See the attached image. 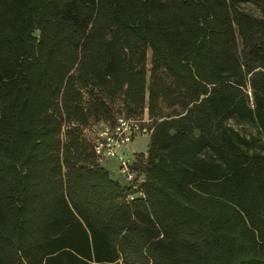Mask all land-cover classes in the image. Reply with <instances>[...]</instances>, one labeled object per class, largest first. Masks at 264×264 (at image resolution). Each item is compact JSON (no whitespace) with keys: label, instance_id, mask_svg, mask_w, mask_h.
<instances>
[{"label":"trees","instance_id":"16d2710c","mask_svg":"<svg viewBox=\"0 0 264 264\" xmlns=\"http://www.w3.org/2000/svg\"><path fill=\"white\" fill-rule=\"evenodd\" d=\"M0 264H264V0H0Z\"/></svg>","mask_w":264,"mask_h":264},{"label":"built area","instance_id":"2783aa9c","mask_svg":"<svg viewBox=\"0 0 264 264\" xmlns=\"http://www.w3.org/2000/svg\"><path fill=\"white\" fill-rule=\"evenodd\" d=\"M152 118L147 110L141 116H132L122 113L117 116L113 122H107L94 131V150L100 157H116L118 159L119 171L129 183L132 192L130 198L134 194H142L141 183L143 174L133 165V158L127 153L121 151L128 146L140 133L149 134L152 131Z\"/></svg>","mask_w":264,"mask_h":264},{"label":"rangeland","instance_id":"374dc122","mask_svg":"<svg viewBox=\"0 0 264 264\" xmlns=\"http://www.w3.org/2000/svg\"><path fill=\"white\" fill-rule=\"evenodd\" d=\"M243 8L246 11H249L256 15H261V10L259 6H257L254 2H246L243 3ZM149 57L151 56V52H148ZM150 137L147 133H140L132 143H130L129 147H124L121 151L125 150L129 157L133 158L135 153L145 151L147 149ZM103 164L110 170L111 175L113 177L122 178L121 173L119 171L118 159L116 157H108L103 159Z\"/></svg>","mask_w":264,"mask_h":264},{"label":"crops","instance_id":"0c3cea01","mask_svg":"<svg viewBox=\"0 0 264 264\" xmlns=\"http://www.w3.org/2000/svg\"><path fill=\"white\" fill-rule=\"evenodd\" d=\"M131 143H132V142H131ZM129 146H130V145H128V146H127V148H128ZM146 150H147V149H146ZM146 150H145V152H146ZM123 151L126 153V151H125V150H123Z\"/></svg>","mask_w":264,"mask_h":264}]
</instances>
